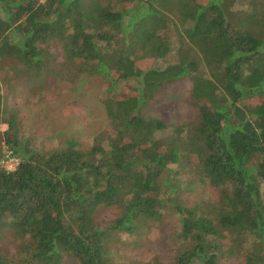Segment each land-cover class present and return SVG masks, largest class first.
Instances as JSON below:
<instances>
[{
	"label": "trees",
	"instance_id": "obj_1",
	"mask_svg": "<svg viewBox=\"0 0 264 264\" xmlns=\"http://www.w3.org/2000/svg\"><path fill=\"white\" fill-rule=\"evenodd\" d=\"M238 1L0 0V122L8 126L0 231L11 227L20 240L0 264H113L118 233L161 224L167 213L180 223L171 264H264V0ZM55 44L74 78L109 80L101 101L113 133L87 147L33 148L17 114L6 115L10 82L58 71ZM185 78L197 121L169 126L141 114ZM6 152L18 159L14 170L1 165ZM171 167L215 187L218 199L186 205L179 186L161 179ZM106 207L118 210L109 221L96 216Z\"/></svg>",
	"mask_w": 264,
	"mask_h": 264
},
{
	"label": "rangeland",
	"instance_id": "obj_2",
	"mask_svg": "<svg viewBox=\"0 0 264 264\" xmlns=\"http://www.w3.org/2000/svg\"><path fill=\"white\" fill-rule=\"evenodd\" d=\"M238 7L244 8L246 0H239ZM175 38L171 48H175ZM58 68L49 75L37 80H18L10 82L5 96L6 115L15 112L18 117L21 135L31 146L40 150L54 149L68 140L78 142L82 147L89 146L99 133L110 136L113 133L106 115L101 96L108 87L104 75H81L74 78L66 62L63 63L61 47L54 45ZM175 53L169 54L158 65L173 62ZM134 83V81H132ZM192 83L188 78L169 85L153 99L140 107L146 118H158L169 126H177L198 119L197 108L190 101ZM6 88V87H5ZM8 129L0 122V132ZM5 150L6 146L4 145ZM6 154H8L6 152ZM186 168V167H184ZM161 179H170L179 186L182 201L191 206L195 201L214 202L218 199L215 187L200 182L191 171L171 167ZM264 200V180L261 183ZM114 207L99 209L98 218L109 221L117 216ZM165 215L164 221L150 222L147 227L131 233H118L112 243L113 264H145L157 259L163 264H171L179 248L178 234L180 223L177 215ZM13 228L0 231V253L12 254L20 240L14 239ZM59 264H78L73 257H65ZM218 264H244L239 257L224 259Z\"/></svg>",
	"mask_w": 264,
	"mask_h": 264
},
{
	"label": "built area",
	"instance_id": "obj_3",
	"mask_svg": "<svg viewBox=\"0 0 264 264\" xmlns=\"http://www.w3.org/2000/svg\"><path fill=\"white\" fill-rule=\"evenodd\" d=\"M1 165L8 171L14 170L18 165V159L10 156L9 153L5 154V157L1 160Z\"/></svg>",
	"mask_w": 264,
	"mask_h": 264
}]
</instances>
